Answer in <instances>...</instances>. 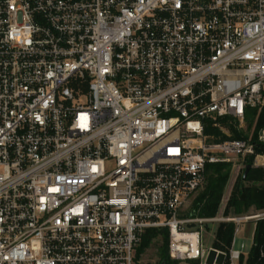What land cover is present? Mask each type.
<instances>
[{"label": "built area", "instance_id": "obj_1", "mask_svg": "<svg viewBox=\"0 0 264 264\" xmlns=\"http://www.w3.org/2000/svg\"><path fill=\"white\" fill-rule=\"evenodd\" d=\"M263 107L264 0H0V264H134L151 228L235 264L248 218L180 212L255 154L226 125ZM207 221L236 224L229 253Z\"/></svg>", "mask_w": 264, "mask_h": 264}, {"label": "trees", "instance_id": "obj_2", "mask_svg": "<svg viewBox=\"0 0 264 264\" xmlns=\"http://www.w3.org/2000/svg\"><path fill=\"white\" fill-rule=\"evenodd\" d=\"M226 126L233 134V139H249L256 144V153H264V141H260L259 138L261 130L264 129V107L260 112L257 110L247 112L246 127L247 130L253 129L251 137L244 130L239 131L233 123ZM245 161L247 165H252L248 176L245 180L243 179L244 171L238 176L226 201H224V195L232 177L233 163L207 165L205 184L186 218L213 219L220 213L224 217L233 218L244 217L253 212H264V167L254 166V155L246 157ZM235 229L234 222L219 223L212 248L229 253ZM169 240L168 228L148 229L137 249L136 262L141 259L147 249L154 244H160L157 253L160 259L159 264H179L169 256ZM238 262L239 264H264V218L256 221L251 250L246 256L242 255ZM226 264L230 262L226 261Z\"/></svg>", "mask_w": 264, "mask_h": 264}, {"label": "rangeland", "instance_id": "obj_3", "mask_svg": "<svg viewBox=\"0 0 264 264\" xmlns=\"http://www.w3.org/2000/svg\"><path fill=\"white\" fill-rule=\"evenodd\" d=\"M243 130L250 137L253 135V129L247 130V127L245 126L243 128ZM253 155H254V166L264 167V161L262 162V159L264 158V153H256L255 152V154H253ZM245 160H246V157H239V158H235L234 161H232L233 172H232V177H231L230 183L228 184L229 187L225 191V195H224L225 201L230 196L229 191H232V188L236 182V179L238 178V176L241 173H243V171H245V167L247 166V162ZM202 188L203 187H201L197 191V193L192 197V199L181 210L180 216H182L183 218L187 217V215L189 214V212L192 209L193 202L199 196ZM255 215H261L264 218V212H257V213L253 212V213L245 216L244 218H248V220L241 223V231L246 228L247 236L244 233L239 234L237 239H236V244L234 245V249L241 251V253L245 256L250 252L251 247L253 245V237L251 236V232H252L253 227L251 229V226L255 225L256 221L259 220V218L249 219V217L252 218ZM218 216H222L221 213ZM200 219L201 218H198V220H200ZM219 223L220 222H218V221H207V222H202V223L194 222V223L189 224L188 228L193 229V230L198 229L201 231V233L203 234L204 248L206 251H208L213 246V243L215 240V233H216V230L218 228ZM159 245L160 244H154L153 247L147 249L145 251V253L142 255L141 259L138 262H136L135 259H136L137 249L140 247V244H139L136 247L134 264H159L160 259H159L158 254H157L158 250H159ZM188 263L189 264H195L196 262H188ZM197 263L201 264L200 262H197ZM179 264H180V262H179ZM235 264H239V262H235Z\"/></svg>", "mask_w": 264, "mask_h": 264}, {"label": "water", "instance_id": "obj_4", "mask_svg": "<svg viewBox=\"0 0 264 264\" xmlns=\"http://www.w3.org/2000/svg\"><path fill=\"white\" fill-rule=\"evenodd\" d=\"M260 135H261V136H264V129L261 130ZM251 167H252V165H250V164L247 165V166L245 167V171H244V175H243V179H244V180L247 178L248 173H249ZM214 253H215V252L212 251V255H214Z\"/></svg>", "mask_w": 264, "mask_h": 264}, {"label": "crops", "instance_id": "obj_5", "mask_svg": "<svg viewBox=\"0 0 264 264\" xmlns=\"http://www.w3.org/2000/svg\"><path fill=\"white\" fill-rule=\"evenodd\" d=\"M264 161V158L262 159V162ZM257 162V161H256ZM229 187V186H228ZM228 187H227V189H228ZM231 190V189H230ZM231 191H229V193H230ZM228 193V194H229ZM227 200V199H226ZM252 227H253V229H252ZM251 229H252V232H251V236L253 237V234H254V230H255V225H253V226H251ZM245 234L246 236H247V231H246V228L245 229H243L241 232H240V234ZM180 264H189L188 262H180Z\"/></svg>", "mask_w": 264, "mask_h": 264}]
</instances>
